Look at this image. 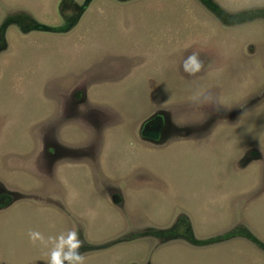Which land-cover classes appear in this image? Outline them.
<instances>
[{"label": "rangeland", "instance_id": "374dc122", "mask_svg": "<svg viewBox=\"0 0 264 264\" xmlns=\"http://www.w3.org/2000/svg\"><path fill=\"white\" fill-rule=\"evenodd\" d=\"M61 1L0 0V264H47L30 230L78 231L85 264H264V19Z\"/></svg>", "mask_w": 264, "mask_h": 264}, {"label": "clouds", "instance_id": "9594fccd", "mask_svg": "<svg viewBox=\"0 0 264 264\" xmlns=\"http://www.w3.org/2000/svg\"><path fill=\"white\" fill-rule=\"evenodd\" d=\"M181 67L189 76L195 77L203 70L204 62L197 54H193L183 61ZM192 100L196 106L211 105L215 102L211 92L198 94ZM28 237L34 246L48 249L47 264H85L84 256L79 252L83 241L79 238V233L76 230L48 237L38 231L30 230Z\"/></svg>", "mask_w": 264, "mask_h": 264}, {"label": "trees", "instance_id": "16d2710c", "mask_svg": "<svg viewBox=\"0 0 264 264\" xmlns=\"http://www.w3.org/2000/svg\"><path fill=\"white\" fill-rule=\"evenodd\" d=\"M91 1L92 0H86L82 9H85V7H87V5ZM119 1H130V0H119ZM199 1L204 5V7L208 11H210L211 13L216 15L218 18L226 17L227 20H230L229 23L239 24V23L248 22L250 20H254V19H258V18L264 19V9H256V10L242 11V12L234 13V14H228V13L224 12L212 0H199ZM26 21L28 23H30L31 20H29V21L26 20ZM34 23L35 22H33L32 24H34ZM9 24L11 25V23L8 20H6L5 24L3 25L2 28L7 27ZM76 24H77V20L76 21L73 20V21H70V22H66L63 26H61L59 28H50L48 26H44V25H41V24H36V25H34V27L36 29L42 30V31L65 33V32L70 31L71 29H73Z\"/></svg>", "mask_w": 264, "mask_h": 264}, {"label": "flooded vegetation", "instance_id": "af4514ba", "mask_svg": "<svg viewBox=\"0 0 264 264\" xmlns=\"http://www.w3.org/2000/svg\"><path fill=\"white\" fill-rule=\"evenodd\" d=\"M68 4H69V7H66V5H68ZM60 7H61V8L63 7V9H62V12H63V13L66 11V9H67V11L72 10V11H74V12H78V11L82 10L80 7H78V6H76L75 4H73L72 0H62L61 3H60ZM60 7H59V8H60ZM68 8H71V9H68ZM64 10H65V11H64ZM71 18H72V17H71ZM71 18L66 17L65 23H66L67 21H69V19H71Z\"/></svg>", "mask_w": 264, "mask_h": 264}]
</instances>
